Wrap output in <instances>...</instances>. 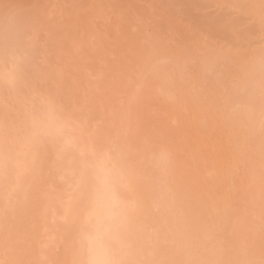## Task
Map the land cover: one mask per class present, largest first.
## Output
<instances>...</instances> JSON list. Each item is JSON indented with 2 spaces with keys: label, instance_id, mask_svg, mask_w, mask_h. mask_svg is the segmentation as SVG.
Segmentation results:
<instances>
[{
  "label": "snow or ice",
  "instance_id": "1",
  "mask_svg": "<svg viewBox=\"0 0 264 264\" xmlns=\"http://www.w3.org/2000/svg\"><path fill=\"white\" fill-rule=\"evenodd\" d=\"M0 8V264H264V0Z\"/></svg>",
  "mask_w": 264,
  "mask_h": 264
},
{
  "label": "bare ground",
  "instance_id": "2",
  "mask_svg": "<svg viewBox=\"0 0 264 264\" xmlns=\"http://www.w3.org/2000/svg\"><path fill=\"white\" fill-rule=\"evenodd\" d=\"M7 0H0V5H3ZM21 2L28 3L31 2V0H21ZM124 2H131V3H149V2H157V3H164L168 2V0H124ZM184 2H192V0H184ZM201 2H207V0H201ZM220 2L224 3H246L251 2V0H220ZM2 16H3V9L0 8V23H2ZM3 39L2 32H0V40ZM257 50V45L253 43L250 47L247 49V55L252 56L255 54Z\"/></svg>",
  "mask_w": 264,
  "mask_h": 264
}]
</instances>
